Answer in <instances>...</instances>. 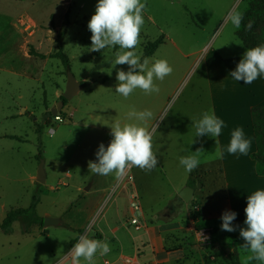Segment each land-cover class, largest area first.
Listing matches in <instances>:
<instances>
[{"label": "rangeland", "instance_id": "obj_1", "mask_svg": "<svg viewBox=\"0 0 264 264\" xmlns=\"http://www.w3.org/2000/svg\"><path fill=\"white\" fill-rule=\"evenodd\" d=\"M243 1L142 0L146 2L145 23L138 51L162 37L149 58L166 59L173 72L163 81H155L160 88L158 94L137 89L124 98L115 92L116 73L128 71L129 66L113 68L110 62L119 47L89 51L92 33L88 23L98 0H0V24L7 17L17 18L16 27L28 34L38 29L23 15L32 14L45 31L44 44L50 45L45 61H28L19 54L13 56L10 51L0 50V222L9 210L28 208L34 198L39 217L59 221L46 228V235L36 229L32 235L23 234L19 222L12 224L8 235L0 231V264H47L69 250L70 242L79 237L78 231L84 227L120 224L116 208L130 212L123 210L127 201H117L118 205L113 202L122 187L118 186L121 177L92 173L88 162H97L99 145L107 147L110 143L114 121L136 122L128 118L133 108L152 111L153 118L146 126L149 130L156 128L153 151L158 165L152 171L138 167L127 171L132 182L126 185L135 184L140 190L145 222L164 223L152 222L154 213L173 206L175 220L183 229L164 234L162 241L169 250L182 251V264H233V255L244 264L246 254L240 247L244 240L239 234L240 228L247 227L244 221L233 224L236 231L228 232L221 229L222 220H218L217 232L224 233L218 240L216 231L198 225L199 204L192 200L185 204L176 198L191 174L209 176L204 183L212 189L205 194L209 201L220 196L218 191L225 189L229 181L210 173L217 172L220 154L215 148L227 147L231 134H221L216 146L210 135L196 137L193 123L209 109L217 113L232 105L227 98L229 105L221 107L217 99L222 91L235 93L240 81L233 80L230 72L246 49L236 37L237 30L225 18L234 8L244 13L247 3ZM59 45L69 68L58 59L48 58L59 51ZM68 72L82 89L61 108L59 122L50 115V109L65 91ZM256 82L248 85L249 91ZM257 84L264 86V79ZM226 130L231 132L232 127ZM201 147L204 153L199 156V166L186 172L180 157L192 155ZM37 157L43 162L44 183L36 181ZM106 209L109 211L104 213ZM189 220L195 222L193 228L187 226Z\"/></svg>", "mask_w": 264, "mask_h": 264}, {"label": "clouds", "instance_id": "obj_2", "mask_svg": "<svg viewBox=\"0 0 264 264\" xmlns=\"http://www.w3.org/2000/svg\"><path fill=\"white\" fill-rule=\"evenodd\" d=\"M146 2L142 0H98L95 13L92 15L88 29L91 31V46L89 51L99 52L108 47H119L114 60L110 61L112 67L116 65H128V71L117 70L118 84L115 92L124 98H128L135 90L139 89L145 94L159 93L160 88L156 80L163 81L171 75L173 68L166 59L143 57L138 51L140 34L145 23L144 11ZM226 22L239 30L244 20V13L232 9L226 16ZM254 21L249 20L244 25L245 30L252 29ZM54 43V41H53ZM242 45V44H241ZM110 74V73H109ZM235 81H243L251 84L258 78L264 77V44L248 48L237 64L235 70L230 72ZM132 123H121L116 120L110 126L112 139L107 147L103 143L96 152L97 162L89 161L88 168L92 173L108 176L115 174L117 178L126 175L133 167L144 171H152L159 163L156 153L153 151V136L156 128L149 130L146 122L153 118L152 111L145 109L137 111L134 108L128 113ZM195 136L210 135L215 138L216 146L225 123L217 117L215 111L209 109L202 113L201 117L194 121ZM252 140L246 138L242 128H236L231 132L227 152L231 155H248ZM215 151L221 157L223 152L218 147ZM194 154L180 157V164L185 171L191 173L199 164L200 154L204 149L198 148ZM246 228H240L239 234L244 244L240 247L245 250L244 264H264V188L252 192L247 197V206L244 209ZM237 213L225 211L222 214L221 229L228 232L236 231L233 221ZM111 251L106 241L89 238V232L81 235L65 259H70V264H95L97 254L105 256Z\"/></svg>", "mask_w": 264, "mask_h": 264}, {"label": "crops", "instance_id": "obj_3", "mask_svg": "<svg viewBox=\"0 0 264 264\" xmlns=\"http://www.w3.org/2000/svg\"><path fill=\"white\" fill-rule=\"evenodd\" d=\"M23 15H26L34 27L36 26L38 29L27 34L23 28L19 29L16 27L15 21L17 18L7 17L6 21L0 24V50L4 52L10 51L13 56L19 54L24 60L29 61L35 58L28 54L31 47L35 52L45 55L46 58L43 59L45 61L50 49V45L44 44L45 31L36 22L32 14L29 15L26 12ZM260 79H264V77L257 79V82L253 84L252 91L248 90L249 84H244L243 81H240L238 87L237 85L235 86V93L228 94L222 91L221 97L217 99L221 107L229 105L227 98L232 100V105L229 108H220L215 113L225 123L221 134H231L234 129L242 128L246 137L248 136L252 140V145L248 155H231L227 152V147H218L223 152V156L219 155L218 157L217 168H215L217 172L210 174L218 176L219 179L224 176L225 180L229 181H227L225 189L218 191L220 196H216L213 200L209 201L205 196V194L212 191L204 184L209 176L206 173L197 174L195 177H192V174L190 175L189 182L194 179L193 186H191L193 188L192 202L199 204L201 212L200 220L197 223L203 229H211L217 232L216 222L218 220L221 221L222 214L225 211L236 212V217L241 218H236L233 224L240 225L241 221L243 222L246 219L244 209L247 206L248 195L257 189L264 188V167L261 165V167H258L257 163L250 158L252 153L264 145V86L257 84ZM227 127H232L231 132L226 130ZM134 192L140 197V190L137 185H125L121 187L113 202L118 205L117 201H127L129 204L131 194ZM176 198L179 199L178 194ZM127 208V205L123 206V210L128 211L129 209ZM117 209L116 217L120 221L118 226L114 225L109 228L106 223L105 228L86 226L78 231V235L89 232V234H93L92 238L109 243L111 251L105 256L97 254L94 258L95 264H105V262L107 264H122L125 259H129L131 264H177V262L182 264L179 260L182 258V251L169 250L162 241L164 234L183 229L181 222L175 220L177 214L174 213L173 206L168 205L160 212L154 213L152 222L164 221V223L158 224L148 225L141 211L139 215L141 227L138 231L128 223L127 217H131L132 213L119 212ZM107 211L109 209H106L104 213ZM104 213L102 214L103 218ZM122 220L123 222H121ZM195 225L192 220L187 222V226H190V228ZM88 227L89 229H87ZM43 231L40 232L46 235V229H43ZM140 231H143L141 235L134 233ZM223 234V232L218 231L216 234L217 239L219 240V237L223 236ZM74 241L76 242L75 239L70 242L69 250H65L59 259L51 260L47 264H70V259L66 260L65 256L75 244H73ZM82 264H86V262L82 261Z\"/></svg>", "mask_w": 264, "mask_h": 264}, {"label": "trees", "instance_id": "obj_4", "mask_svg": "<svg viewBox=\"0 0 264 264\" xmlns=\"http://www.w3.org/2000/svg\"><path fill=\"white\" fill-rule=\"evenodd\" d=\"M21 2L23 0H16ZM247 3V10L244 12V20L241 25V28L236 31V37L241 42L243 47L247 50L248 48L255 47L261 44H264V0H244ZM243 1V2H244ZM254 21L252 29L250 31L245 30L244 25L248 21ZM163 38L159 37L155 41L148 43L143 51V57H150L162 43ZM28 54L38 59H45L46 56L35 52L31 47L29 48ZM50 59H58L63 66L69 68L68 58L61 51V46L59 45V51L50 54L48 56ZM62 100V98H60ZM63 107L66 104V101L63 100ZM51 115V114H50ZM59 116V113L57 115ZM250 158L255 161L257 164L264 167V145L261 146L256 152L250 155ZM39 161V157H37ZM190 186H193V181L189 182ZM37 200L34 198L33 202L26 209H11L9 210L2 222H0V231L6 235L11 233V227L14 222H19L21 232L23 234L32 235L33 230L43 231V219L37 215L36 212ZM75 241L73 242V244ZM233 264H240L236 256H232Z\"/></svg>", "mask_w": 264, "mask_h": 264}, {"label": "water", "instance_id": "obj_5", "mask_svg": "<svg viewBox=\"0 0 264 264\" xmlns=\"http://www.w3.org/2000/svg\"><path fill=\"white\" fill-rule=\"evenodd\" d=\"M82 89V85L78 83L73 75L68 72L67 73V78H66V86H65V91L61 95L62 100L56 103L55 107L50 109V114L55 117L60 111L61 108L63 107L64 101H69L74 97L80 90ZM36 181L38 183H44L45 182V175L43 171V162L39 161L38 164V170H37V175H36ZM178 197L181 201H183L185 204H188L193 197V188L189 185L184 186L180 192L178 193ZM59 221L55 219H51L48 217L43 218V229H46L48 226L51 225H58ZM92 233L89 234V238H92Z\"/></svg>", "mask_w": 264, "mask_h": 264}, {"label": "built area", "instance_id": "obj_6", "mask_svg": "<svg viewBox=\"0 0 264 264\" xmlns=\"http://www.w3.org/2000/svg\"><path fill=\"white\" fill-rule=\"evenodd\" d=\"M54 120L60 122L61 118L56 115L54 117ZM52 133H53V130L51 129V134ZM131 182H132V177L128 173H126V175H124L123 177L120 178V180L118 182V186H122L123 187L127 183H131ZM128 209L132 213V216L129 217V219H128L129 225L133 226L136 231L140 230L141 226L139 224V215L141 213V207H140V198H139V196L137 195L136 192L131 194L130 201H129V204H128ZM196 211L200 212V209L196 208ZM134 213H138V216H135ZM85 233H83V234H85ZM83 234H81V235H83ZM81 235H79V237ZM79 237L76 239V242L78 241ZM105 264H107V262H105ZM122 264H131V261L129 259H125Z\"/></svg>", "mask_w": 264, "mask_h": 264}]
</instances>
